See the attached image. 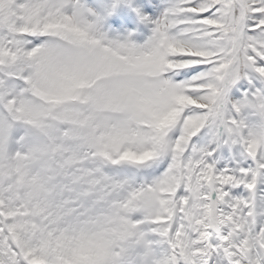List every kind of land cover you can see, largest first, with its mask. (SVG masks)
I'll list each match as a JSON object with an SVG mask.
<instances>
[{"label":"snow or ice","instance_id":"6c2138e0","mask_svg":"<svg viewBox=\"0 0 264 264\" xmlns=\"http://www.w3.org/2000/svg\"><path fill=\"white\" fill-rule=\"evenodd\" d=\"M0 264H264V0H0Z\"/></svg>","mask_w":264,"mask_h":264}]
</instances>
